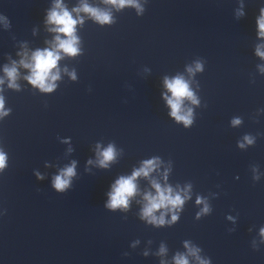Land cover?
<instances>
[{
	"label": "clouds",
	"instance_id": "9594fccd",
	"mask_svg": "<svg viewBox=\"0 0 264 264\" xmlns=\"http://www.w3.org/2000/svg\"><path fill=\"white\" fill-rule=\"evenodd\" d=\"M107 2L117 5L119 7H123L125 4H133L134 0H107ZM57 8L59 11L53 10L49 15V21L57 25L54 31L65 34L68 38L65 40H61L59 36L57 37L58 45L57 47L62 50L64 53L68 55H75L78 52V48L76 47V37L74 36L75 25L77 23L76 20L72 18V15L65 9L61 7L59 3H57ZM84 11L91 12L95 18L101 22L106 23L110 21V16L106 13H101L96 9H90L87 5L83 6ZM260 28V35L264 36V11H262L261 18L258 21ZM257 54L264 57V52H261L257 49ZM33 63L31 65H25L26 67H31L32 75L29 77L30 82L33 85L40 87L43 91H51L55 85L49 83V80L58 79V74L53 75L52 70L56 68L57 61L60 59V55L55 50H43L37 51L33 55ZM200 65H197L199 68ZM7 75L11 79H15V69H6ZM166 87L171 91L172 97L168 99V104L171 107V115L175 117L177 121H182L187 126L191 124V110L187 113L182 114V101L185 98L192 99L195 103V99L193 97L192 92L189 90L188 84L180 77L175 78L174 80L165 81ZM11 86V85H10ZM3 108V101L0 99V109ZM234 124H238L239 121H233ZM251 143V140L247 137L245 138ZM242 146V145H241ZM103 159L100 161L101 166L106 167L107 161H110L114 158V149L110 145L106 150L101 153ZM6 156L3 152H0V169L5 166ZM155 167L154 161H146L144 163V167L140 170L133 173L131 177L125 178L121 177L118 179L113 185V190L109 194L110 200L107 205L109 208H116L119 206H127L128 197L133 195L136 186L134 184V180L137 176L144 175L147 176L150 171ZM74 167H69L64 170L60 176H57L54 181V187L58 191H63L66 189L70 183L69 179L74 175ZM154 187L157 189L158 195L155 197L148 196L146 199L148 200V204L144 209V216L149 217L152 213L159 208L165 207L167 205H180L182 204V199L179 195L173 196L171 193V189H161L158 184H154ZM199 202V201H198ZM205 212L208 211L207 206L204 209ZM155 220V217H152ZM175 220L176 217H173ZM160 223H163V219L161 218ZM261 235L264 236V229H261ZM193 254H195L193 250ZM176 264H188L187 259L183 256H178L176 258ZM201 264H207L206 261H201Z\"/></svg>",
	"mask_w": 264,
	"mask_h": 264
}]
</instances>
